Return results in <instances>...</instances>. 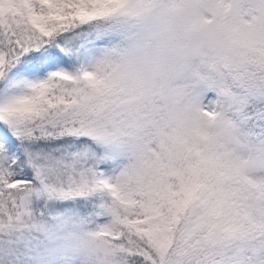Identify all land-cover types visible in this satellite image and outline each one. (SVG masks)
Masks as SVG:
<instances>
[{"label":"snow or ice","instance_id":"1","mask_svg":"<svg viewBox=\"0 0 264 264\" xmlns=\"http://www.w3.org/2000/svg\"><path fill=\"white\" fill-rule=\"evenodd\" d=\"M0 264H264V0H0Z\"/></svg>","mask_w":264,"mask_h":264}]
</instances>
